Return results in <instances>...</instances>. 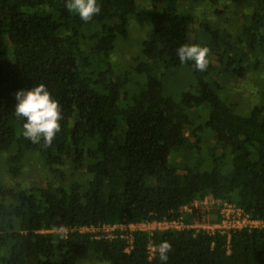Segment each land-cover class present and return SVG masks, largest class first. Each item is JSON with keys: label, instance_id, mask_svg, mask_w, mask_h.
Wrapping results in <instances>:
<instances>
[{"label": "trees", "instance_id": "obj_1", "mask_svg": "<svg viewBox=\"0 0 264 264\" xmlns=\"http://www.w3.org/2000/svg\"><path fill=\"white\" fill-rule=\"evenodd\" d=\"M98 2L86 23L65 0H0V264H161L164 240L167 264H264V226L82 230L213 220L192 206L207 195L264 221V0ZM144 20L133 54L114 60ZM185 43L208 49L205 71L178 61ZM249 77L252 105L237 98ZM40 83L62 112L47 147L13 112Z\"/></svg>", "mask_w": 264, "mask_h": 264}, {"label": "clouds", "instance_id": "obj_2", "mask_svg": "<svg viewBox=\"0 0 264 264\" xmlns=\"http://www.w3.org/2000/svg\"><path fill=\"white\" fill-rule=\"evenodd\" d=\"M69 12L76 13L84 21H90L101 11L98 0H65ZM208 49L198 44H182L176 49L180 63L191 62L197 71H205L208 67ZM14 114L22 119V136L31 143L43 141L50 146L61 130L62 112L58 101L53 97L44 83L21 88L15 94ZM161 264H167L171 244L161 241L157 249Z\"/></svg>", "mask_w": 264, "mask_h": 264}, {"label": "built area", "instance_id": "obj_3", "mask_svg": "<svg viewBox=\"0 0 264 264\" xmlns=\"http://www.w3.org/2000/svg\"><path fill=\"white\" fill-rule=\"evenodd\" d=\"M192 206L197 209H202L207 212L208 217L216 216V220H210L205 222H194L188 224L182 217L176 220H164V221H152L146 223L137 224H115V225H100L94 228H83L82 230H92L97 233H104L109 236L115 235L117 230L123 232L134 231L136 229H181L185 227L203 228L207 231L214 232L219 230L221 232L228 233L230 236L231 229L238 228H254L264 226V221L259 219H253L242 208L235 203L229 201H222L213 196L198 197L194 200ZM186 210L191 211L190 207H185ZM129 236V235H127Z\"/></svg>", "mask_w": 264, "mask_h": 264}, {"label": "rangeland", "instance_id": "obj_4", "mask_svg": "<svg viewBox=\"0 0 264 264\" xmlns=\"http://www.w3.org/2000/svg\"><path fill=\"white\" fill-rule=\"evenodd\" d=\"M221 4L224 2L226 4H232V0H220ZM141 5H146V6H150L151 4V0H140ZM224 3L222 4V6L224 5ZM226 6V5H224ZM195 8H193L194 13ZM203 11H207L210 12V14L208 16H210L215 22H216V18L211 16V13L213 10L206 7V5L203 4ZM228 12L232 13L233 10H228ZM246 11H249L248 9H246ZM224 16V15H223ZM225 17V16H224ZM237 15L236 16H230V18H227L226 21V27L229 28H233L234 26L237 25ZM145 21H136L133 26H132V31H131V35L130 41H126L118 50L117 52L113 53L112 57L114 58V60H118L120 58V56H123L125 53H131V55L134 52V48L136 45V40L138 39V37H140V35H142V33L145 32V28L147 26V24H145ZM146 25V26H145ZM138 46V45H137ZM136 49V48H135ZM180 75H184V73H181ZM187 80H189V78H187ZM252 79L251 77L246 78L244 81H242L241 84V90H240V94H238L237 98L238 99H242L245 103L247 102L248 105H252L255 102H257L259 100V98H261L260 96V85L255 84L254 82L252 83ZM39 169V168H38ZM38 169H36L35 171H33V173L24 176V178H19L18 180L25 184V183H32L33 181H37V171ZM0 176L4 179L6 177V173L2 170ZM46 176V173L42 176V178H44ZM216 218V216L214 215L213 220ZM216 220V219H215Z\"/></svg>", "mask_w": 264, "mask_h": 264}]
</instances>
